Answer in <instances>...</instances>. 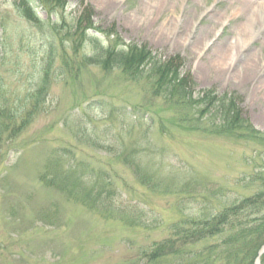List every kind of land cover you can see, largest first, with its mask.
<instances>
[{
	"label": "rangeland",
	"instance_id": "1",
	"mask_svg": "<svg viewBox=\"0 0 264 264\" xmlns=\"http://www.w3.org/2000/svg\"><path fill=\"white\" fill-rule=\"evenodd\" d=\"M5 1L17 0H0V13L7 11ZM85 9L93 24L125 43L147 44L164 58L179 55L198 90L237 94L243 115L264 132V24L258 14L243 12L235 0H67L68 21H77ZM39 15L47 17L45 11ZM27 23L17 22L12 33L0 28L8 51L0 77L10 90L20 91L35 75L38 53H22L19 46V35L30 33ZM38 46L27 43V51L35 53ZM246 59L255 62L250 76L244 73ZM97 103L124 117L106 120ZM129 108L146 116L138 120ZM198 123L180 122L162 97L116 70L90 66L58 78L28 127L3 137L0 264H171L146 252L168 240L178 247V222L252 192L241 179L252 170L257 146L219 129L216 118ZM50 165L55 171L72 166L82 191L96 181L104 207L95 209L42 181ZM150 177L154 181L147 183ZM103 208L108 211L101 213ZM203 244L192 247L200 251Z\"/></svg>",
	"mask_w": 264,
	"mask_h": 264
},
{
	"label": "trees",
	"instance_id": "2",
	"mask_svg": "<svg viewBox=\"0 0 264 264\" xmlns=\"http://www.w3.org/2000/svg\"><path fill=\"white\" fill-rule=\"evenodd\" d=\"M4 5L7 11L0 13V28L4 33H12L9 30L17 22H28L30 33L23 31L19 35L20 51L31 56L38 53L40 58L35 56L32 71L35 75L20 91L4 87L0 77V149L5 135H19L43 110L51 85L58 78L66 74L74 77L90 66L119 71L126 81L141 85L149 95L162 97L180 122H199V125L207 118H216L219 129L233 132L238 139L259 149L250 158L252 170L241 179L244 188L252 190L250 194L230 200L222 209L204 213L194 221L178 222L174 227L175 236L180 239L178 247L168 244L172 240L163 241L154 244L152 253L149 249L146 257H156L163 262L172 259L171 264H254L264 245V132L243 115L237 94L219 95L212 88L198 90L191 75L183 71L184 62L179 55L164 58L147 44L121 41L115 32H105L93 24L88 9L70 23L65 12L67 0H17L11 4L5 1ZM39 11H45L47 17L42 19ZM1 38L0 62L8 52L4 45L7 39ZM32 41L39 43L35 53L27 51V43ZM16 45L11 44L9 52ZM97 106L110 122H115L121 114L124 117L125 113L115 107L107 108L103 103ZM128 111L138 120L146 116L140 109L129 108ZM73 173L72 166L64 171L52 168L47 173L50 175H42L41 180L70 196L81 197L95 209L104 207L96 197L97 182L93 181L90 190L82 191ZM150 181H154L153 177L147 179V183ZM107 211L103 208L100 212ZM185 225L191 228L183 229ZM207 240L210 242L206 243ZM200 242H204L202 249L194 250L192 246ZM261 264H264V254Z\"/></svg>",
	"mask_w": 264,
	"mask_h": 264
},
{
	"label": "bare ground",
	"instance_id": "3",
	"mask_svg": "<svg viewBox=\"0 0 264 264\" xmlns=\"http://www.w3.org/2000/svg\"><path fill=\"white\" fill-rule=\"evenodd\" d=\"M235 1L241 3V5H242V7L244 9L243 12L250 13V15L252 17L255 16L256 14H258L257 17L255 16L256 19L257 20H262L263 24H264V16L260 15V13L258 12L259 10L264 11V4H262L260 2H257L255 0H235ZM205 42H207V41L205 40ZM222 60H223V62L224 61L226 62V59L224 57H222ZM254 63L255 62H253V60H250V59H246L245 60V64H246V68L244 70V73L246 74L245 76H250V75L253 74V67H255V65H253ZM211 69L218 71V69H216L215 67H212Z\"/></svg>",
	"mask_w": 264,
	"mask_h": 264
},
{
	"label": "water",
	"instance_id": "4",
	"mask_svg": "<svg viewBox=\"0 0 264 264\" xmlns=\"http://www.w3.org/2000/svg\"><path fill=\"white\" fill-rule=\"evenodd\" d=\"M257 264H259V262Z\"/></svg>",
	"mask_w": 264,
	"mask_h": 264
}]
</instances>
